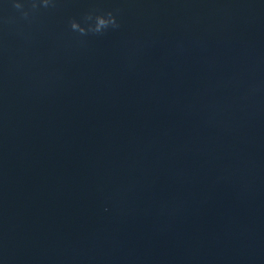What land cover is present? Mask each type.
I'll use <instances>...</instances> for the list:
<instances>
[{
  "label": "water",
  "instance_id": "1",
  "mask_svg": "<svg viewBox=\"0 0 264 264\" xmlns=\"http://www.w3.org/2000/svg\"><path fill=\"white\" fill-rule=\"evenodd\" d=\"M71 1L50 0L49 6L43 7L42 0H35L37 8L33 9V0H0V59ZM13 3H20L23 8L17 10ZM22 12L28 13L27 18Z\"/></svg>",
  "mask_w": 264,
  "mask_h": 264
},
{
  "label": "clouds",
  "instance_id": "2",
  "mask_svg": "<svg viewBox=\"0 0 264 264\" xmlns=\"http://www.w3.org/2000/svg\"><path fill=\"white\" fill-rule=\"evenodd\" d=\"M50 0H42V6L48 7ZM13 7L17 10H21L23 5L20 3H13ZM32 8H37V3L35 0L32 2ZM23 17L27 18L28 13L22 12ZM85 25L82 26L81 23L73 20L71 21V29L80 33L81 35L91 34H102L109 27L118 28L119 24L117 23L116 17L112 12H107L105 14L93 15L88 14L84 17Z\"/></svg>",
  "mask_w": 264,
  "mask_h": 264
}]
</instances>
